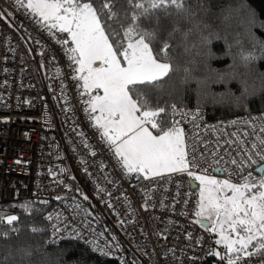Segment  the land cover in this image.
Returning a JSON list of instances; mask_svg holds the SVG:
<instances>
[{"label": "built area", "instance_id": "2783aa9c", "mask_svg": "<svg viewBox=\"0 0 264 264\" xmlns=\"http://www.w3.org/2000/svg\"><path fill=\"white\" fill-rule=\"evenodd\" d=\"M0 13L1 224L18 215L23 202L34 201L45 209L43 217H52L43 219L49 244L80 242L119 263L200 264L215 253L213 264H227L222 248L195 222L199 195L190 187L194 179L178 172L146 178L127 173L89 115L88 96L67 44L14 0H0ZM173 106L189 156L199 153L220 162L208 169L209 179L243 183L233 175L238 167L257 177L248 157L258 159L252 145L264 139V120L259 119L264 110L210 121L202 110ZM246 117L252 119L245 124ZM232 159L238 164L232 165ZM205 167L201 164L196 174H204ZM76 204L87 212V222ZM92 240L109 255L94 250ZM262 262L264 257L241 255L238 264Z\"/></svg>", "mask_w": 264, "mask_h": 264}, {"label": "snow or ice", "instance_id": "6c2138e0", "mask_svg": "<svg viewBox=\"0 0 264 264\" xmlns=\"http://www.w3.org/2000/svg\"><path fill=\"white\" fill-rule=\"evenodd\" d=\"M14 2L26 15L33 19L38 18L36 22L42 23L50 32L58 30L70 36L74 45L68 49L71 53L70 60L78 65L75 70L81 73L79 80L83 81V89L103 90L102 96L95 95L88 101L91 105L89 115L95 121V127L102 130L100 138L106 142L113 155L122 161L127 173H186L200 182L202 197L205 191L209 193V211L223 216V223L220 225L221 239L216 243H223L225 252L232 254L226 256L227 264H238L241 253L245 258L264 256V139L260 140L259 146L252 145L254 150L258 149L255 153L258 159L248 157V168L255 166L256 173L260 174L259 179L252 171L245 174L242 167H238L233 175L242 179L243 183H231L229 179H209L208 169L213 163L220 162L199 153L189 156L185 151V131L179 126L180 121L173 116L175 106L168 105L167 102L161 105L158 99L154 100L136 90V86L142 84L158 87L157 82L161 78L176 70L177 57L189 51L188 40L207 28L200 15L206 11L204 0H124L119 12L116 11V0H98V3L91 0ZM159 12H163L166 18H173L172 28L164 38L158 32ZM153 19L155 24L152 27L143 26L142 22ZM254 22L255 18H252L250 23ZM261 24L264 26V22ZM110 37L112 43L109 42ZM124 38L127 40L126 47L122 42ZM201 41L210 43L206 35H201ZM63 43L68 44L69 41L65 39ZM150 44L159 45L156 55L153 54ZM173 48L176 50L175 54ZM118 54L126 66H121ZM240 55L245 64L254 59L251 53L245 55L242 52ZM96 61H100L101 66L94 67ZM97 111L99 115H92ZM182 115L186 116L183 113ZM249 119L252 118L246 117L243 123H248ZM259 119L264 120V117ZM232 123L236 125L241 122ZM148 125L157 130V134L149 131ZM260 130L264 131V127ZM92 155L95 156L96 153L92 152ZM230 163L237 165L238 161L232 159ZM201 164L206 165L201 170L204 174H196ZM212 171L215 172L216 169L212 168ZM214 186H218V192L230 190L231 196L222 200L213 197L211 192ZM83 199L88 200V196L85 195ZM34 203L23 202L25 205ZM199 207L201 211L196 212L197 216L203 215L206 205L201 204ZM76 209L83 213L87 222V212L79 204H76ZM42 219L47 221L52 217ZM6 224L9 231L0 232V239L18 237L22 231L19 217L7 216ZM224 224L236 235V239L224 234ZM205 226L207 227L206 224ZM53 228L59 232L58 226ZM212 228H216L215 223ZM45 230L41 227L30 228L33 235ZM75 232L73 230V235ZM89 243L95 245L94 250H100L102 255H109L100 245L95 244V240ZM7 248L8 251L0 255V264H9V261L13 264H37L36 257L47 255L40 248H33L31 245L9 244ZM250 248L255 251H249Z\"/></svg>", "mask_w": 264, "mask_h": 264}, {"label": "trees", "instance_id": "16d2710c", "mask_svg": "<svg viewBox=\"0 0 264 264\" xmlns=\"http://www.w3.org/2000/svg\"><path fill=\"white\" fill-rule=\"evenodd\" d=\"M91 2L98 3V0ZM123 4L124 0H116V11L119 12ZM204 4L206 11L200 15L207 28L188 40L189 51L177 57L176 70L161 78L157 82L158 87L142 84L137 85L136 90L158 99L161 105L167 102L168 105L202 110L210 121L263 111L264 26L261 22H264V0H204ZM157 15L159 36L164 38L172 28L173 18H166L163 12ZM252 18H255L254 23H250ZM142 24L146 28L152 27L155 19ZM201 35H206L210 43H203ZM56 36L62 41L65 39L64 35ZM123 41L127 40L124 38ZM158 46L150 44L154 55ZM175 51L173 48V54ZM242 52L245 55L251 53L254 59L245 64L241 59ZM154 132L157 133V130ZM18 209L22 231L10 240L0 239V255L8 251L9 244L31 245L47 253L46 256L36 257L37 264H133L98 256L80 242L66 240L49 244L42 219L45 209L35 204H23ZM31 227L46 230L33 235ZM8 231L9 227L0 223V232ZM249 251L255 249L250 248ZM214 261L211 253L200 264H213ZM9 264L13 262L9 261Z\"/></svg>", "mask_w": 264, "mask_h": 264}, {"label": "rangeland", "instance_id": "374dc122", "mask_svg": "<svg viewBox=\"0 0 264 264\" xmlns=\"http://www.w3.org/2000/svg\"><path fill=\"white\" fill-rule=\"evenodd\" d=\"M36 19H38V18H36ZM52 33H54L55 35H64L65 39H67L69 41V43L67 44L68 49L71 48V47H74V45L71 43V38H70V36L67 33H60L58 30H53ZM125 40H126V38H125ZM109 42L112 43V38L111 37L109 39ZM123 44L126 47L127 41H125V42L123 41ZM114 50H115V48H114ZM70 56H71V53H70ZM118 59H120L121 66H126L125 61L123 60L122 57L119 56V54H118ZM74 65H75V69L78 68V65L75 64V61H74ZM93 66L94 67L101 66L100 65V61H96ZM76 73H77V76H78V79H79V76L81 75V73H79L78 71H76ZM79 82L81 84V88H82L83 92L88 96V100H90L95 95H101V96L103 95V90L102 89H88V90H84L83 89V81L79 80ZM90 107H91V105H90ZM139 114L140 113H137V115H139ZM95 115H99V112L97 111L95 113ZM147 127L149 128V131H152L153 132L154 135L157 134V133L154 132V129H152L150 125H148ZM169 173H172V172L161 171L159 174H155V175L150 174V173H139V174L134 173V174H137V175H139L141 177H145L146 178V177L159 176V175H164V174H169ZM215 180L222 181L220 179H215ZM196 183L198 184V189L196 191H197V193L199 195V204H198L197 211H201V209L199 207L201 204L206 205V207H205V209L203 211V215H201V216H197L196 215L195 216V222L196 223H199L200 220L207 221L209 223V226L207 228V231L212 235L214 243L216 245H218L220 248H222V250L224 251V253L227 256H230L231 255L230 253H226L225 252V247H224V244L223 243H220V244H217L216 243L217 240H220L221 239V236H220L221 227H220V225L223 223V216L222 215L218 216V215H216L215 212L209 211V209L207 207V204H208L207 197H208L209 193L207 191H205L204 196L202 197L200 195V190H201L202 185H200V182L199 181H196ZM216 187H218V186H214L213 187V190L211 192V195L213 197L222 200L226 196H231V191L230 190L224 189L223 191H219L218 192V191H216ZM213 223L216 224V228L214 230L212 228ZM224 234L230 236L231 239H236L237 238L234 233H231L228 230V227H227L226 224H224Z\"/></svg>", "mask_w": 264, "mask_h": 264}, {"label": "water", "instance_id": "95a60500", "mask_svg": "<svg viewBox=\"0 0 264 264\" xmlns=\"http://www.w3.org/2000/svg\"><path fill=\"white\" fill-rule=\"evenodd\" d=\"M255 173H256V171H255ZM216 174L217 175H221V172L219 171V170H217L216 171ZM256 175L258 176V177H260V174L259 173H256ZM190 187H191V189L192 190H197L198 189V184L194 181V180H190ZM199 224L203 227V228H208V226H209V223L207 222V221H204V220H200L199 221ZM205 224L207 225V227L205 226Z\"/></svg>", "mask_w": 264, "mask_h": 264}]
</instances>
